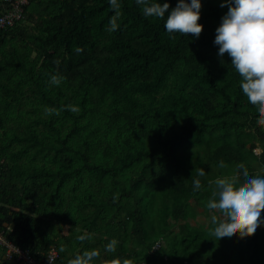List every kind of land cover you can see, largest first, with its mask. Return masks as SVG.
I'll return each instance as SVG.
<instances>
[{
	"label": "trees",
	"instance_id": "1",
	"mask_svg": "<svg viewBox=\"0 0 264 264\" xmlns=\"http://www.w3.org/2000/svg\"><path fill=\"white\" fill-rule=\"evenodd\" d=\"M201 3L198 39L137 0H30L0 31V230L14 245L38 260L55 248L56 264L78 249L92 264H264V224L211 235L216 179L264 176V112L218 55L228 8Z\"/></svg>",
	"mask_w": 264,
	"mask_h": 264
},
{
	"label": "clouds",
	"instance_id": "2",
	"mask_svg": "<svg viewBox=\"0 0 264 264\" xmlns=\"http://www.w3.org/2000/svg\"><path fill=\"white\" fill-rule=\"evenodd\" d=\"M137 3L146 17L164 19L167 14L164 27L169 34L192 35L198 39L203 31L199 23L201 0H178L174 8L169 2L155 0H137ZM225 6L228 11L216 29L214 41L219 46L218 55L227 54L231 58V66L241 77L243 94L249 103L258 105L264 112V0H223L221 7ZM50 83L58 85L60 80L52 76ZM199 175H205L202 169ZM242 176L243 181L240 175L224 176L215 181V190L207 203L209 210L220 214L212 218L215 227L211 235L215 240L230 239L236 234L242 239L251 237L264 224V176L249 175L246 170ZM194 185L199 189L200 180L194 181ZM155 246L154 250L161 247L155 249ZM96 255L85 252L69 264H92Z\"/></svg>",
	"mask_w": 264,
	"mask_h": 264
},
{
	"label": "built area",
	"instance_id": "3",
	"mask_svg": "<svg viewBox=\"0 0 264 264\" xmlns=\"http://www.w3.org/2000/svg\"><path fill=\"white\" fill-rule=\"evenodd\" d=\"M29 3L30 0H6V4L9 5L6 11L0 14V31L11 28L22 21L25 17L24 9ZM8 231L11 232L12 229L9 227ZM159 247L160 245L157 244L155 249ZM2 252L5 260L16 264H56L59 257L57 250L52 248L44 259L38 260L30 256L29 252L14 245L6 238L5 232L0 230V253Z\"/></svg>",
	"mask_w": 264,
	"mask_h": 264
},
{
	"label": "rangeland",
	"instance_id": "4",
	"mask_svg": "<svg viewBox=\"0 0 264 264\" xmlns=\"http://www.w3.org/2000/svg\"><path fill=\"white\" fill-rule=\"evenodd\" d=\"M255 152L257 153H260L261 151L259 149H257ZM199 211H203L201 208L199 209ZM207 220L206 216L205 215H200L198 220L199 221L198 223H204L205 221ZM195 224V223H194ZM81 249H78L75 253L76 255H79V256H82L83 254H79Z\"/></svg>",
	"mask_w": 264,
	"mask_h": 264
},
{
	"label": "crops",
	"instance_id": "5",
	"mask_svg": "<svg viewBox=\"0 0 264 264\" xmlns=\"http://www.w3.org/2000/svg\"><path fill=\"white\" fill-rule=\"evenodd\" d=\"M256 154H259V153L256 152Z\"/></svg>",
	"mask_w": 264,
	"mask_h": 264
}]
</instances>
